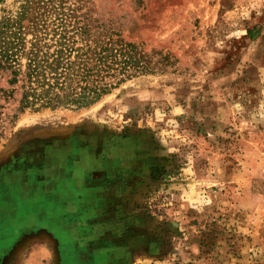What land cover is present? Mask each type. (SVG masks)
Here are the masks:
<instances>
[{
  "label": "rangeland",
  "instance_id": "374dc122",
  "mask_svg": "<svg viewBox=\"0 0 264 264\" xmlns=\"http://www.w3.org/2000/svg\"><path fill=\"white\" fill-rule=\"evenodd\" d=\"M87 8L173 63L77 110L18 113L0 75V264H264V0ZM27 151L92 191L59 208Z\"/></svg>",
  "mask_w": 264,
  "mask_h": 264
},
{
  "label": "trees",
  "instance_id": "16d2710c",
  "mask_svg": "<svg viewBox=\"0 0 264 264\" xmlns=\"http://www.w3.org/2000/svg\"><path fill=\"white\" fill-rule=\"evenodd\" d=\"M90 0H16L0 14V75L16 111L85 108L132 77L173 63L123 40L87 8Z\"/></svg>",
  "mask_w": 264,
  "mask_h": 264
},
{
  "label": "crops",
  "instance_id": "0c3cea01",
  "mask_svg": "<svg viewBox=\"0 0 264 264\" xmlns=\"http://www.w3.org/2000/svg\"><path fill=\"white\" fill-rule=\"evenodd\" d=\"M87 146L88 145H85V147H87ZM22 150H25V149H21V151ZM22 152H25V151H22ZM22 152H20L17 155H15L14 158H17V159L21 160L22 162H25L26 160H29L30 156L32 155L31 159L33 161L37 160L38 163H41V165L40 164L39 165L44 169V172L49 174V176H47L46 174L44 175V180L45 181H49L50 182V180H51V182H56L57 181V182H61V183L65 184V185L68 184L66 189L62 190V192H60V194H59L60 196H62V198H60L59 202L57 203L59 208H61V209L66 208V206L68 204V198L72 197L74 195H77L79 191H81L84 194L89 192L90 188H91V191H92V187L89 186V183H88V187H85V189L83 190L82 187H81V184L78 185L79 180H78V178L75 175L69 174V172L67 171L66 167H63V166L56 167L55 165H53L51 161L47 160L48 157L46 155H44V154L37 155L35 153H31V152H28V151H27V155H19V154H23ZM83 158H84V156H81V157H79V160L81 161ZM49 160H50V158H49ZM85 160H89V159H85ZM91 160L93 161L92 158H91ZM91 160H89V161H91ZM96 160H97V158H95V161ZM39 165H37V166L39 167ZM9 168H11V170H12L10 172V175L13 174V176H10V180H12V178H16L17 177L18 171H14L13 170L14 167H9ZM97 169L98 168H96V170ZM17 170H18V168H17ZM80 174L82 175L80 183L81 182L82 183L87 182V180H85L84 177H83L84 172H81ZM46 178H48V179H46ZM12 195H13V198H14L15 197L14 193H12ZM13 203H14V200H13ZM16 205L19 206L20 204L16 203ZM44 210H48V211H52L53 210V212H55L56 211V205H52V206H50L48 208H45Z\"/></svg>",
  "mask_w": 264,
  "mask_h": 264
}]
</instances>
